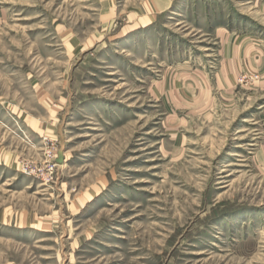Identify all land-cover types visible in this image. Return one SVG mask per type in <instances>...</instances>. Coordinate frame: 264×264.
Here are the masks:
<instances>
[{
  "label": "rangeland",
  "instance_id": "obj_1",
  "mask_svg": "<svg viewBox=\"0 0 264 264\" xmlns=\"http://www.w3.org/2000/svg\"><path fill=\"white\" fill-rule=\"evenodd\" d=\"M263 11L0 0V264H264V97L216 78Z\"/></svg>",
  "mask_w": 264,
  "mask_h": 264
},
{
  "label": "crops",
  "instance_id": "obj_2",
  "mask_svg": "<svg viewBox=\"0 0 264 264\" xmlns=\"http://www.w3.org/2000/svg\"><path fill=\"white\" fill-rule=\"evenodd\" d=\"M264 26V11L262 12ZM220 68L216 74L223 84H232L242 73L258 75V85L264 97V35L257 32H230L221 47ZM264 154V141H263Z\"/></svg>",
  "mask_w": 264,
  "mask_h": 264
},
{
  "label": "water",
  "instance_id": "obj_3",
  "mask_svg": "<svg viewBox=\"0 0 264 264\" xmlns=\"http://www.w3.org/2000/svg\"><path fill=\"white\" fill-rule=\"evenodd\" d=\"M64 147H62L59 151V155H58V158H57V162L58 163H63L64 161Z\"/></svg>",
  "mask_w": 264,
  "mask_h": 264
},
{
  "label": "built area",
  "instance_id": "obj_4",
  "mask_svg": "<svg viewBox=\"0 0 264 264\" xmlns=\"http://www.w3.org/2000/svg\"><path fill=\"white\" fill-rule=\"evenodd\" d=\"M247 77H249V76H246V78ZM252 81H254V80H256V79H258L259 77L257 76V75H251L250 77H249ZM248 79V78H247Z\"/></svg>",
  "mask_w": 264,
  "mask_h": 264
},
{
  "label": "bare ground",
  "instance_id": "obj_5",
  "mask_svg": "<svg viewBox=\"0 0 264 264\" xmlns=\"http://www.w3.org/2000/svg\"><path fill=\"white\" fill-rule=\"evenodd\" d=\"M64 159H65V155H64ZM64 161H65V160H64ZM64 161H63V162H64Z\"/></svg>",
  "mask_w": 264,
  "mask_h": 264
}]
</instances>
